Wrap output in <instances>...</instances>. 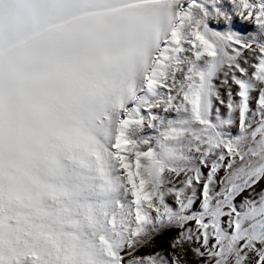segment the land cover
Wrapping results in <instances>:
<instances>
[{
  "label": "snow or ice",
  "instance_id": "obj_1",
  "mask_svg": "<svg viewBox=\"0 0 264 264\" xmlns=\"http://www.w3.org/2000/svg\"><path fill=\"white\" fill-rule=\"evenodd\" d=\"M0 264H264V0H0Z\"/></svg>",
  "mask_w": 264,
  "mask_h": 264
}]
</instances>
